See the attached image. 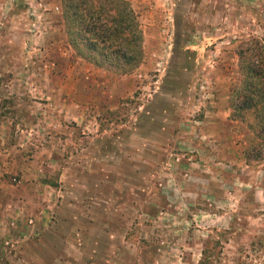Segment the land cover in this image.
<instances>
[{
	"label": "rangeland",
	"instance_id": "1",
	"mask_svg": "<svg viewBox=\"0 0 264 264\" xmlns=\"http://www.w3.org/2000/svg\"><path fill=\"white\" fill-rule=\"evenodd\" d=\"M127 1L144 58L116 75L59 0H0V264H264V145L230 119L264 0Z\"/></svg>",
	"mask_w": 264,
	"mask_h": 264
},
{
	"label": "trees",
	"instance_id": "2",
	"mask_svg": "<svg viewBox=\"0 0 264 264\" xmlns=\"http://www.w3.org/2000/svg\"><path fill=\"white\" fill-rule=\"evenodd\" d=\"M67 41L75 55L116 75L133 73L143 62V31L127 0H59ZM240 49L241 86L232 101L231 120L255 117L256 146L264 143V45L256 40ZM246 160L260 161L257 152ZM213 247L202 252L205 257Z\"/></svg>",
	"mask_w": 264,
	"mask_h": 264
}]
</instances>
